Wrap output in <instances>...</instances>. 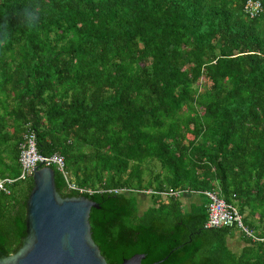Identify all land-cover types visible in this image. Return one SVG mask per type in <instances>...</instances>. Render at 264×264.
Here are the masks:
<instances>
[{"label":"trees","instance_id":"1","mask_svg":"<svg viewBox=\"0 0 264 264\" xmlns=\"http://www.w3.org/2000/svg\"><path fill=\"white\" fill-rule=\"evenodd\" d=\"M27 131L62 159L58 196L98 206L105 264H264V243L205 227L203 195L264 238V0H0V256L24 238Z\"/></svg>","mask_w":264,"mask_h":264},{"label":"water","instance_id":"2","mask_svg":"<svg viewBox=\"0 0 264 264\" xmlns=\"http://www.w3.org/2000/svg\"><path fill=\"white\" fill-rule=\"evenodd\" d=\"M30 178L24 238L15 253L0 256V264H105L87 222L90 209L98 206L82 197L60 198L49 167L36 166ZM143 258L133 255L119 264H140Z\"/></svg>","mask_w":264,"mask_h":264},{"label":"built area","instance_id":"3","mask_svg":"<svg viewBox=\"0 0 264 264\" xmlns=\"http://www.w3.org/2000/svg\"><path fill=\"white\" fill-rule=\"evenodd\" d=\"M252 6V9L254 10L257 6V3L255 2ZM251 12L253 13L254 11ZM19 150V175L17 177V179L19 180L29 178L32 175L33 169L36 166L49 167V165H53L58 171L61 172L62 170L63 162L59 156L51 155L48 157H43L36 152L34 147V135L31 131H27L23 134L22 142L19 145ZM11 182L12 181L8 179L0 180V191L6 193L3 184H9ZM178 194L179 192L176 191L169 192L163 195L176 197ZM203 195L207 202V220L205 223L206 228H234L237 231L241 232L243 236L249 238L252 242L259 241L264 243V238L257 239L250 231H248L242 225L241 216L233 207L223 203V201L217 198L213 192H204Z\"/></svg>","mask_w":264,"mask_h":264},{"label":"rangeland","instance_id":"4","mask_svg":"<svg viewBox=\"0 0 264 264\" xmlns=\"http://www.w3.org/2000/svg\"><path fill=\"white\" fill-rule=\"evenodd\" d=\"M153 171H154V172H157V171H158L157 166L153 169ZM193 200H194L193 198H190V199H188V202H189V201H193ZM146 205H147V203L144 202L143 199H141V202L139 203V207H138V208H139V211H142ZM227 245H228L229 248L235 250L237 247L242 246V243H241V242L233 243V242H230V241H229V242L227 243Z\"/></svg>","mask_w":264,"mask_h":264},{"label":"clouds","instance_id":"5","mask_svg":"<svg viewBox=\"0 0 264 264\" xmlns=\"http://www.w3.org/2000/svg\"><path fill=\"white\" fill-rule=\"evenodd\" d=\"M25 15L29 19V21H32V20H35L36 19L34 13L28 11L27 9L25 10Z\"/></svg>","mask_w":264,"mask_h":264}]
</instances>
